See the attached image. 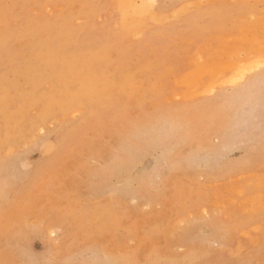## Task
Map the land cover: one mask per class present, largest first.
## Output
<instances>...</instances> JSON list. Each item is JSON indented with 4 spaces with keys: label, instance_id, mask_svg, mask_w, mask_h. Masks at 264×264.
<instances>
[{
    "label": "rangeland",
    "instance_id": "1",
    "mask_svg": "<svg viewBox=\"0 0 264 264\" xmlns=\"http://www.w3.org/2000/svg\"><path fill=\"white\" fill-rule=\"evenodd\" d=\"M122 1L0 0V264H264V0Z\"/></svg>",
    "mask_w": 264,
    "mask_h": 264
},
{
    "label": "bare ground",
    "instance_id": "2",
    "mask_svg": "<svg viewBox=\"0 0 264 264\" xmlns=\"http://www.w3.org/2000/svg\"><path fill=\"white\" fill-rule=\"evenodd\" d=\"M127 1V4L126 5H129V6H135V8L134 9H140V8H142V6H145L146 5V8H145V11H147V10H151V8H152V5H153V3L155 2V0H126ZM126 1L125 0H123L122 1V4H124L123 6H125V3H126ZM137 1H139V3H140V7L138 6V5H135V3L137 2ZM133 4V5H132ZM145 4V5H144ZM152 4V5H151ZM128 6V7H129ZM133 6V7H134ZM136 7H139V8H136ZM132 8V7H131ZM130 7H129V9H131ZM183 8V7H182ZM133 9V8H132ZM134 9H133V11H134ZM153 10V9H152ZM136 11V10H135ZM144 12V10H142L141 9V12ZM131 12V11H130ZM137 12H140V11H138L137 10ZM142 12V13H143ZM141 13V14H142ZM134 14H135V12H134ZM137 14V13H136ZM143 14H145V12L143 13ZM173 16H174V14H173ZM155 18H158V16L156 17L155 16ZM152 19V18H151ZM158 20V19H157ZM137 36V35H136ZM121 48V47H120ZM197 59V58H196ZM197 61V60H196ZM198 62V61H197ZM159 63V62H158ZM202 66H204V65H202ZM204 68V67H203ZM199 70V69H198ZM166 77V76H165ZM263 79H264V77H263ZM263 79H258V80H256V81H254V82H252V83H248V84H246V85H243V86H241V88L242 89H245L246 91L247 90H249L251 87L253 88L256 84H258L259 82H261ZM120 81V80H119ZM248 92H250V91H248ZM247 92V94H249ZM237 93V92H236ZM238 94V93H237ZM232 95V94H231ZM245 96V95H244ZM231 97V96H230ZM232 97H233V95H232ZM228 99H229V97H228ZM231 101V100H230ZM160 106V105H159ZM252 111V110H251ZM250 112V111H249ZM236 115V114H235ZM248 115V114H247ZM229 118V117H228ZM168 119V118H167ZM163 121V120H162ZM227 122V121H226ZM158 124V123H157Z\"/></svg>",
    "mask_w": 264,
    "mask_h": 264
}]
</instances>
